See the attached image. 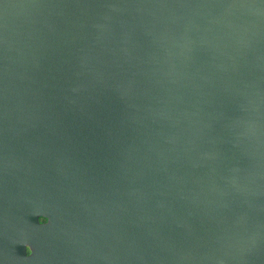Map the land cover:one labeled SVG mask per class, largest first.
Instances as JSON below:
<instances>
[{
  "label": "water",
  "instance_id": "95a60500",
  "mask_svg": "<svg viewBox=\"0 0 264 264\" xmlns=\"http://www.w3.org/2000/svg\"><path fill=\"white\" fill-rule=\"evenodd\" d=\"M0 264H264V0H0Z\"/></svg>",
  "mask_w": 264,
  "mask_h": 264
},
{
  "label": "clouds",
  "instance_id": "9594fccd",
  "mask_svg": "<svg viewBox=\"0 0 264 264\" xmlns=\"http://www.w3.org/2000/svg\"><path fill=\"white\" fill-rule=\"evenodd\" d=\"M41 218H44V217H41ZM41 218L39 219V224H40L41 226H43V225H47V224L49 223L48 219L44 218L45 222L42 224V223L40 222ZM31 255H32V251H31ZM31 255H30V256H31Z\"/></svg>",
  "mask_w": 264,
  "mask_h": 264
},
{
  "label": "trees",
  "instance_id": "16d2710c",
  "mask_svg": "<svg viewBox=\"0 0 264 264\" xmlns=\"http://www.w3.org/2000/svg\"><path fill=\"white\" fill-rule=\"evenodd\" d=\"M41 221H45L44 219H41Z\"/></svg>",
  "mask_w": 264,
  "mask_h": 264
},
{
  "label": "flooded vegetation",
  "instance_id": "af4514ba",
  "mask_svg": "<svg viewBox=\"0 0 264 264\" xmlns=\"http://www.w3.org/2000/svg\"><path fill=\"white\" fill-rule=\"evenodd\" d=\"M43 222V221H42Z\"/></svg>",
  "mask_w": 264,
  "mask_h": 264
}]
</instances>
